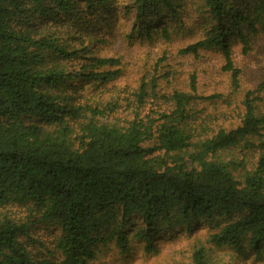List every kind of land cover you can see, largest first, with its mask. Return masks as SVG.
Wrapping results in <instances>:
<instances>
[{
	"label": "trees",
	"instance_id": "trees-1",
	"mask_svg": "<svg viewBox=\"0 0 264 264\" xmlns=\"http://www.w3.org/2000/svg\"><path fill=\"white\" fill-rule=\"evenodd\" d=\"M181 1L132 0L138 34L150 37L165 16L178 19ZM201 1L212 25L179 53L219 50L237 90L231 41L248 52L264 21V0ZM116 9V0H0V211L16 205L28 214L0 215V264H93L99 247L111 242L129 253L131 236L151 254L164 231L216 216L223 219L194 247L192 264H231L217 261L214 248L264 256L258 98L246 97L236 129L211 137L198 136L201 126L193 121L192 103L203 99L195 76L193 94L174 92L160 110L144 109L159 99L157 78L141 80L124 100L89 98L85 87L105 94L124 73L120 59L92 52L103 41L97 26L106 21L110 31ZM169 25L159 29L166 39ZM240 149H258L260 157L237 179L233 171L243 163H225L221 155ZM137 221L141 227L131 235ZM39 225L59 232L48 251L58 253L56 263L30 253L37 241L29 232Z\"/></svg>",
	"mask_w": 264,
	"mask_h": 264
},
{
	"label": "rangeland",
	"instance_id": "rangeland-1",
	"mask_svg": "<svg viewBox=\"0 0 264 264\" xmlns=\"http://www.w3.org/2000/svg\"><path fill=\"white\" fill-rule=\"evenodd\" d=\"M118 18L109 31L108 24L103 21L99 24L100 45L92 48L93 54L101 57H115L120 59L124 73L121 79L109 86L105 94L101 90L85 87V94L89 98L108 100L111 97L124 100L131 97L138 89L139 82L143 79L149 83L153 78L158 81L159 99L150 104L154 109L160 110L168 103L174 92L193 94L190 88L191 77L195 76L197 94L203 98L193 101V121L201 126L197 135L211 137L220 130L230 131L236 129L241 122L244 108L242 106L246 97L251 93V98L264 112V21L258 27L257 34L251 38L249 50L243 52L240 42L232 39V60L235 69L239 72V88L231 87V73L224 71L225 60L219 50H206L199 56L181 55L179 50L198 42L209 30V14L204 9L201 0H182L179 3V16L174 21H169L165 16L156 26V31L151 36L138 34V26L134 20L136 14L132 10V0H116ZM170 24V37L166 39L159 29ZM80 83L79 80L76 81ZM214 99H208L211 97ZM260 100V101H259ZM161 106L158 108V106ZM125 105L119 111V117L125 120ZM144 114V113H142ZM202 133V134H200ZM264 135V132H262ZM264 139V136H263ZM257 138L254 139V142ZM152 143H145L144 147H151ZM260 157L258 149L233 150L221 155L225 163L237 161L243 163V169H235L234 176L240 179L244 170H252L257 166ZM7 214L16 220H25L28 217L25 208L12 206L0 215ZM223 218L216 216L209 223H201L191 227H176L164 231L157 240V250L148 254L144 245L131 236V249L129 253H122L114 242L99 247L97 259L93 264H192L194 247L205 243L207 236L215 232L216 227ZM133 228H128L134 235L141 227V222H135ZM59 232L56 228L39 225L30 229L29 235L37 241L29 248L33 257L39 260H48L56 263L58 253L52 251V238ZM28 237H22L27 240ZM213 256L219 262L231 264H264V256L258 257L253 251L234 253L229 248H214Z\"/></svg>",
	"mask_w": 264,
	"mask_h": 264
}]
</instances>
